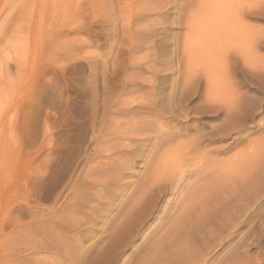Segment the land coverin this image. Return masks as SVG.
Listing matches in <instances>:
<instances>
[{"label": "rangeland", "instance_id": "1", "mask_svg": "<svg viewBox=\"0 0 264 264\" xmlns=\"http://www.w3.org/2000/svg\"><path fill=\"white\" fill-rule=\"evenodd\" d=\"M104 1L0 0V41L5 31L14 35L13 25H35L44 34L39 63L32 52L23 74L10 65L11 77L0 75L4 91L11 83L22 89L9 102L18 109L14 141L0 145V166L16 158L18 165L9 173L0 169V222L13 218L0 228V264L154 262L177 237L172 232L183 210L172 213L176 194L164 191L138 219L141 229L132 230L131 222L119 241L110 233L134 215L159 174L170 181L185 175L189 182L180 200L196 202L193 211L187 207L178 237L193 235L208 250V264H264V0H228L229 22L220 16L219 29L200 33L203 24L196 33L191 21L223 0H108L109 11ZM10 15L20 22H7ZM74 27L84 43L69 41ZM149 120L164 124L160 132L168 134L157 135L156 144ZM194 183L203 194L196 195ZM117 244L118 252L111 249Z\"/></svg>", "mask_w": 264, "mask_h": 264}, {"label": "bare ground", "instance_id": "2", "mask_svg": "<svg viewBox=\"0 0 264 264\" xmlns=\"http://www.w3.org/2000/svg\"><path fill=\"white\" fill-rule=\"evenodd\" d=\"M108 0H106V2H107ZM110 1V0H109ZM109 1H108V3H109ZM113 1V0H112ZM105 2V1H104ZM106 2H105V4H106ZM117 2H120V1H117ZM200 2V1H199ZM236 2V1H235ZM66 3H68V2H66ZM73 3H75V2H73L72 1V3H71V6L73 5L74 6V4ZM107 3V4H108ZM113 3H114V1H113ZM107 4H106V6H105V8H104V10L105 9H107L108 8V6H107ZM215 4V6L214 7H212L211 9H209V7H208V11L206 10V9H204V7H203V9L205 10V11H207V12H204V11H201V13H200V11L198 12V13H200V15L199 16H197L196 17V19H195V23H192L193 21H194V19H193V21H191V24L192 25H190L189 26V24L190 23H188V26H189V28H191L192 29V26H193V29H194V27H195V31L198 29L197 27L199 26V25H202L203 24V26L200 28V30H198L199 31V33L202 31V32H211V31H213V29L214 30H216L215 28L217 27V29H219L218 28V26H220V25H217L218 23H219V17H220V21L221 22H223L224 20H226V24H227V22H229L228 21V16L230 15V9H229V3H228V0H223V1H221V3H219V4H221V7L222 8H220V6L219 7H217L218 5L216 4V3H214L213 2V5ZM203 5V4H202ZM111 6V5H110ZM114 6V5H113ZM112 6V7H113ZM122 5H120V7H121ZM208 6V5H207ZM206 6V7H207ZM211 6H212V3H211ZM238 6V5H237ZM112 7L110 8V9H112ZM62 8V7H61ZM73 8V7H72ZM216 8H219V9H216ZM56 9V8H55ZM58 9H60V6H59V8ZM57 9V10H58ZM122 7L120 8V12H122ZM127 9V8H126ZM132 9V8H131ZM51 10V9H50ZM63 10V9H62ZM108 11H109V9H107ZM150 10V9H149ZM198 10H200V9H198ZM197 10V11H198ZM73 11V10H72ZM111 11H113V10H111ZM124 11V10H123ZM195 11V10H194ZM58 12V11H57ZM60 12V11H59ZM114 12V11H113ZM119 12V13H120ZM126 12V11H125ZM204 12V13H203ZM123 13V12H122ZM203 13V14H202ZM58 14V13H57ZM56 15V14H55ZM54 15V16H55ZM122 15V14H121ZM167 15V14H166ZM165 15V17L164 18H166L167 16H169V15H167L166 16ZM111 16V15H110ZM0 17H1V14H0ZM56 17H57V15H56ZM112 17V16H111ZM123 17V16H122ZM170 17V16H169ZM169 17H167L166 18V20L169 18ZM232 17H234V16H232ZM232 17H231V20L232 21H234L233 19H232ZM236 17V16H235ZM234 17V18H235ZM7 18H8V16H7ZM110 18V17H109ZM227 18V19H226ZM28 19V18H27ZM109 20V19H108ZM111 20V19H110ZM223 20V21H222ZM6 21V20H5ZM13 21H15V22H20V18L19 17H11V15H10V18H8L7 19V22H13ZM28 21V20H27ZM158 21V20H157ZM165 21V20H164ZM169 21V20H168ZM231 21V23L230 24H233V22ZM155 22V21H154ZM189 22V21H188ZM225 23V22H224ZM109 24V23H108ZM112 24H113V22H112ZM112 24H110L109 26H111ZM114 24H116V23H114ZM113 24V25H114ZM225 24V26H227ZM4 25V24H3ZM150 25V24H149ZM217 25V26H216ZM222 25H224V24H222ZM14 26V25H13ZM12 26V28H13V31H12V33L14 34L13 36L11 35V36H8V35H6V34H8V32L7 31H5V33L2 35V40L0 41V75H2L3 76V78L4 77H6L7 79L8 78H10L11 77V69L13 68H10V65L12 66H14V70H15V72H16V74L18 73V74H23V71L25 70V66H26V61H27V57L29 56V55H31V53L33 52V60L35 61V62H37V63H39V60H40V58H41V52H42V47H43V39H44V34L42 33V31H40V30H38V28L35 26V25H33L32 27L33 28H31L30 27V25H29V27L28 26H19V25H15L14 27ZM187 26V27H188ZM224 26V27H225ZM153 27V26H152ZM221 27V26H220ZM229 27V26H228ZM5 28V27H4ZM11 28V29H12ZM67 28V27H66ZM115 28V27H114ZM230 28V27H229ZM229 28H228V30H229ZM232 28V27H231ZM111 29V28H110ZM192 29V30H193ZM225 29V28H224ZM1 30L2 31H4L3 29H2V27H1ZM108 30V29H107ZM190 30V29H189ZM227 30V31H228ZM232 30V29H231ZM1 31V32H2ZM69 32H71L72 34H73V37H72V39L70 40L69 39V41H71L72 43L73 42H75V41H77V42H82V39L80 40L77 36H78V34L80 33L79 31H78V29L76 28V27H74L73 29L71 28L70 29V31ZM214 32V31H213ZM218 32V31H217ZM225 32V31H224ZM196 33H197V31H196ZM221 33V32H220ZM193 34H194V32H193ZM218 34H219V32H218ZM227 34V33H226ZM221 35V34H220ZM231 35V34H230ZM54 36V35H53ZM68 36V35H67ZM214 36L215 35H213V40H214ZM222 36V35H221ZM234 36H236V35H234ZM112 37V36H111ZM194 37V36H193ZM200 37V36H199ZM202 37V36H201ZM208 37V38H207ZM223 37V36H222ZM81 38V37H80ZM205 38V40H208L209 39V36L207 35L206 37H203V39ZM225 38V37H224ZM227 38V37H226ZM232 38H233V36H232ZM202 39V40H203ZM215 39H216V37H215ZM218 39V38H217ZM229 39V38H228ZM212 40V39H211ZM219 41L218 42H221V40L220 39H218ZM223 40V39H222ZM226 40V39H225ZM210 41V40H209ZM237 41V40H236ZM79 42V43H80ZM203 42H204V40H203ZM215 42H216V40H215ZM217 42V43H218ZM225 42V41H224ZM59 43V42H58ZM82 43H84V42H82ZM199 43V42H198ZM212 43V42H211ZM196 44H197V40H196ZM200 44H201V41H200ZM199 44V45H200ZM214 45V44H213ZM210 46H211V44H210ZM217 46V45H216ZM187 47V46H186ZM201 47V46H200ZM199 47V48H200ZM215 47V46H214ZM191 48V47H190ZM190 48H188V49H190ZM197 48V46L195 47V49ZM202 48V47H201ZM187 49V50H188ZM203 49V50H202ZM201 50L202 51H204V54H205V52L208 54V51L210 50H208V46L206 45H204L203 46V48H202ZM186 50V51H187ZM200 50V49H199ZM197 50H195V51H193V52H196ZM201 51V52H202ZM189 52V51H188ZM188 52H186V53H188ZM200 52V54L202 55V56H204L202 53ZM213 52V51H212ZM211 52V53H212ZM216 52V51H215ZM214 52V53H215ZM199 52H197L196 53V55L199 57V55L200 54H198ZM210 53V52H209ZM207 54H206V56H207ZM195 55V56H196ZM189 56H191V55H189ZM202 56H201V58H202ZM32 57V56H31ZM210 57H212V56H210ZM17 58V59H16ZM191 58H193V56H191ZM190 57H189V59H191ZM200 58V57H199ZM192 60V59H191ZM212 60V59H211ZM207 61H210L209 59H207ZM34 62V63H35ZM33 63V64H34ZM28 64V63H27ZM204 64H205V60H204ZM28 66V65H27ZM207 66H208V64H207ZM30 67V66H29ZM27 68V67H26ZM207 69H209V68H207ZM206 69V70H207ZM205 70V69H204ZM206 70H205V73H207L206 72ZM211 71V70H210ZM209 71V72H210ZM192 72V71H191ZM26 74V73H25ZM24 74V75H25ZM192 74H193V72H192ZM209 73H207V75H208ZM2 78V79H3ZM0 80H1V78H0ZM0 82H2V83H0V120H1V115L2 114H4L5 113V120L6 121H4V122H6V124L4 125V126H6L5 127V129H2V128H0V145L1 146H3V147H7L8 145H9V143H13V141H14V137H15V135H14V126H13V121H14V119L16 118V112H17V108H10V106H11V104L9 103L10 102V99L12 100V101H14L15 99H17V98H20L21 96H22V89L20 90V89H15V87H14V89H13V86L11 87V84H13V83H11L10 85H9V87H8V89H7V91H4V89L6 90V88H4L5 86H4V81H0ZM4 88V89H3ZM2 93L3 94H5V95H3V97H2ZM11 101V102H12ZM5 102H8V103H5ZM13 103H15V102H12V104ZM149 109V108H148ZM158 109H160V108H158ZM162 109V108H161ZM143 110V109H142ZM146 110V109H145ZM146 111H148V110H146ZM150 111V110H149ZM160 111V113L162 112V110H159ZM4 112V113H3ZM161 116V115H160ZM3 118V117H2ZM154 119H156V121H158V122H160L159 120H157V118H155L154 117ZM4 120V119H3ZM153 121V120H152ZM156 121H153L154 123L156 122ZM143 122V121H142ZM149 123L151 122V120H149L148 121ZM149 123H144L143 122V124H146V125H148ZM4 124V123H3ZM151 125H153V124H151L150 123V126ZM150 126L148 127L147 126V128H150ZM153 127H154V135H152V137H150L151 138V141H153V144H156L157 143V141H156V139H155V137L157 136V135H161V134H167V133H161L160 132V130H162L163 128H164V124H161V123H158L157 124V122L153 125ZM152 128V127H151ZM153 129V128H152ZM168 135V134H167ZM146 138V137H145ZM144 138V140L143 139H138V140H136L137 141V143L139 144V143H142V145H143V143H145V141H148V140H146ZM149 139V138H148ZM15 143V142H14ZM14 145V144H13ZM12 145V146H13ZM141 145V144H140ZM118 146H120V143H119V145H117V148H118ZM123 147H127L126 145L125 146H123ZM114 149V148H113ZM116 150V149H115ZM150 152V151H149ZM155 152V151H154ZM167 154V153H166ZM125 156V155H124ZM181 156V155H180ZM118 157V156H117ZM110 158V157H109ZM165 158V157H164ZM182 158V157H181ZM17 159V158H16ZM15 159V160H16ZM117 159H119V158H117ZM14 160V162L13 163H11V162H9V163H6V164H4V165H1L0 167H2V168H0V169H2V170H4V172H7V173H9V172H12V171H15V170H17V168H18V165H17V161H15ZM127 160V159H126ZM170 160V159H169ZM182 160V159H181ZM115 161H117V160H115ZM182 161H184V159L182 160ZM241 161V160H240ZM110 162V161H109ZM176 162V161H175ZM175 162H173V164L175 163ZM185 162V161H184ZM103 164H105V163H103ZM118 164V163H117ZM120 164V163H119ZM122 164V163H121ZM127 164V163H126ZM180 164V163H179ZM178 163L176 164V165H179ZM217 164V163H216ZM218 164H220V163H218ZM217 164V165H218ZM116 165V164H115ZM167 165V164H166ZM171 165H172V163H171ZM98 166V165H97ZM117 166V165H116ZM120 166V165H119ZM162 166V165H161ZM174 166V165H173ZM100 167V166H99ZM177 167V166H176ZM179 167V166H178ZM177 167V168H178ZM203 167V166H202ZM213 168V167H212ZM171 169H173V168H171ZM182 169V168H181ZM181 169H179V170H181ZM205 169V168H204ZM1 170V171H2ZM119 170V169H118ZM183 170V169H182ZM181 170V172L180 173H183V171ZM211 170V169H210ZM217 170V169H216ZM256 170V169H255ZM121 171V170H120ZM123 171V170H122ZM174 171V170H173ZM207 171V170H206ZM215 171V170H214ZM116 173H117V171H115ZM158 172V171H157ZM178 172V171H177ZM189 172V171H188ZM215 172H217V171H215ZM220 171H218V173H219ZM118 173H119V171H118ZM179 173V174H180ZM187 173V172H186ZM198 173H200V171L198 172ZM261 173H263L264 174V172H261ZM158 174V173H157ZM178 174V173H177ZM213 174V173H212ZM216 174V173H215ZM244 174V173H243ZM198 175V174H197ZM202 175V174H201ZM208 175V174H207ZM254 175H256V174H254ZM156 176V175H155ZM153 177V178H151L152 179V185H150V186H147V185H145V189H147L146 188V186L147 187H149L148 189H147V191L141 196V199H140V205L139 206H137L136 208H134L133 209V213H134V215H129L130 217H129V219H125L124 221H121L122 223H119L115 228H113V231L110 233V234H112V237L111 238H113L115 241H119L120 239V236L122 237V234L123 233H125V232H127V233H129L130 231H129V229L131 228V226H130V228L128 229V226H129V224L131 223L132 224V230L134 229V228H137L138 227V223L140 222L138 219H142V217L144 216V214H145V211L147 212L148 210L149 211H152V209L151 208H153V203L154 202H157V200H161V198H162V196H164V191H166V190H169L170 192H171V195H172V197H174V195L176 194V196H177V198H176V203L180 206V204L182 203V204H184L185 203V201L184 200H180V198L181 197H183V195H185L184 193H185V189L187 188V186L189 185V182L188 181H186V178L185 177H183V176H185V175H176V176H172V177H174L173 178V180L171 179V181L169 180V179H167V180H165V178L164 177H166V176H164L163 174H162V176H161V174H159L158 176H156V177ZM194 176H195V174H194ZM200 176V175H199ZM214 176V175H213ZM259 176V175H258ZM261 176H262V174H261ZM132 177V176H131ZM170 177V176H169ZM177 177V178H176ZM190 177V176H189ZM243 177V176H242ZM163 178H164V180H163ZM195 178H196V176H195ZM195 178L193 179V181H195L196 182V180H195ZM200 178H202V176L200 177ZM200 178L198 179V181L200 180ZM210 178H211V176H210ZM213 178V177H212ZM218 178V177H217ZM216 178V179H217ZM256 178H258L259 179V177H256ZM255 178V181L257 180ZM208 179H209V177H208ZM161 180H163L162 182H164L163 184L162 183H160L161 182ZM169 180V181H168ZM192 180V179H191ZM264 180V179H263ZM166 181H168V183L170 182V184H168L169 186L167 187V183H166ZM198 181H197V184H198ZM201 182H199V183H202V181H203V179L202 180H200ZM216 181V180H215ZM260 181V180H259ZM92 182V181H91ZM156 182L157 183H160V184H157L156 186H154L153 184H156ZM185 182V183H184ZM208 182V181H207ZM213 182V181H212ZM217 182V181H216ZM258 182V181H257ZM204 183H206V182H204ZM213 183H215V182H213ZM213 183H211L210 182V186H212L211 184H213ZM184 184V185H183ZM195 184V183H194ZM195 184L196 185V191H198V185H199V188L201 189V185H203V183L200 185V184ZM241 184V183H240ZM250 184H252L251 182H250ZM249 184V185H250ZM260 184V183H259ZM183 185V186H182ZM194 185V186H195ZM209 185V182H208V184H204L203 185V189L204 188H206L207 186ZM217 185V184H216ZM243 185V184H242ZM249 185H247L246 187L245 186H243V188L245 187L246 188V191L247 190H250L251 188H249ZM204 186H206V187H204ZM250 186H252V185H250ZM188 187H190V186H188ZM242 187V186H241ZM257 187V186H256ZM144 188H143V190H144ZM192 188V187H191ZM194 189L193 190H191V191H195V187H193ZM208 188H209V186H208ZM202 189V190H203ZM253 189V188H252ZM187 190H189V188L187 189ZM202 190H200L201 192H202ZM243 190V189H242ZM190 191V192H191ZM195 191V192H196ZM200 191H198V192H196V195H198L199 194V192ZM206 191V190H205ZM245 190H243V192L245 193L246 192ZM120 192V191H119ZM122 192V191H121ZM124 192V191H123ZM125 193V192H124ZM194 193V192H193ZM193 193H192V195H193ZM198 193V194H197ZM204 192H202V194H203ZM242 193V192H241ZM247 193H249V195L251 194L250 193V191H247ZM246 193V194H247ZM258 193V192H257ZM121 194V193H120ZM186 194H187V192H186ZM191 194V193H190ZM217 194V193H216ZM245 194V196H244V194H243V197H246V196H249L248 194L246 195ZM137 195V194H136ZM200 195V194H199ZM191 196V195H190ZM195 196V195H194ZM185 197V196H184ZM201 197V196H200ZM208 197V196H207ZM213 197V196H212ZM214 197H215V195H214ZM240 197V196H239ZM239 197L237 196V198L239 199ZM139 198H140V196H139ZM143 198V199H142ZM193 198V197H192ZM196 197H194V199H195ZM202 198V197H201ZM201 198H199V200L201 199ZM175 199V198H174ZM173 199V200H174ZM177 199H179V200H177ZM192 200V201H195L196 202V200ZM204 199V198H203ZM241 199H242V194H241ZM249 198H247L246 200H248ZM139 200V199H138ZM232 200V199H231ZM244 200V199H243ZM245 200V201H246ZM183 201V202H182ZM240 201V200H239ZM245 201H243V202H245ZM137 202V200H135V203ZM168 202V201H167ZM189 202L191 203V199L189 198ZM195 202H193L194 204H195ZM219 202H221V201H219ZM134 203V204H135ZM200 203V202H199ZM227 203V202H226ZM131 204H132V202H131ZM131 204H130V206H128V208H129V210H130V208L132 209V207H131ZM137 204H139V201H138V203H136V205ZM164 204H165V206L163 207V210L161 211L162 212V214H164V210L166 209V207H168L169 206V204L168 203H166V202H164ZM177 204L174 206V209H173V214L174 215H176V213H180V211H182L183 210V213H181V214H179V217L181 218H179L178 220H180L179 221V225L178 226H175V228H177L176 230H175V228H174V231L172 232V235L173 236H177L176 238H174L173 239V241H169V243H171V244H169V243H167L166 245H167V248L166 249H161L160 250V252H163V251H165V252H163L162 254H163V256H159L158 258L155 256L153 259H156L154 262H152V263H150V264H208V261H207V259H206V256L208 255V253H207V251L208 250H204V249H202V248H199V247H197V245L198 244H196V242H195V237L192 235V236H190V237H185L184 238V240H181V237H178L179 235H180V233L182 232V229L184 230L185 229V227H184V223H186V222H184V215L185 214H187V212L185 213V211H188L187 210V207L189 208V212H190V210L193 208V205H192V207H191V205L190 206H188V204H184V206L182 207V208H178V210L176 209V206H177ZM181 204V205H182ZM192 204V203H191ZM225 205V204H224ZM231 205V204H230ZM133 206V205H132ZM135 206V205H134ZM248 206V205H247ZM245 207V206H244ZM128 208H127V212H128ZM199 208V207H198ZM229 208V207H228ZM162 209V208H161ZM195 209V208H194ZM207 209V208H206ZM234 208H233V206H232V210H233ZM80 210V209H79ZM137 210H139L138 212V214H136V212L135 211H137ZM180 210V211H179ZM219 210V209H218ZM231 210V209H230ZM81 211V210H80ZM192 211H193V209H192ZM229 211V210H228ZM126 212V214H128ZM131 212V213H132ZM235 212V211H234ZM185 213V214H184ZM194 213V212H193ZM218 213V212H217ZM67 214V213H66ZM125 214V215H126ZM130 214V213H129ZM161 214V215H162ZM172 214V215H173ZM224 214H226L225 212H224ZM223 214V215H224ZM68 215V214H67ZM217 215V214H216ZM16 216V215H15ZM14 216V217H15ZM176 216H178V215H176ZM186 216V215H185ZM128 218V217H127ZM131 218V219H130ZM162 217H160V219H161ZM170 218V217H169ZM187 218V217H186ZM229 218V217H228ZM6 219V220H5ZM4 220H2L1 222H0V228L3 226V225H5V224H10V223H12L13 222V218H12V216H11V218H10V216H9V218H5ZM177 219V218H176ZM188 219V218H187ZM231 219V218H230ZM70 220V219H69ZM68 220V221H69ZM175 220V219H174ZM189 221L191 220V219H188ZM188 220H185V221H188ZM19 221V220H18ZM62 221H65L64 219L62 220L61 219V221H60V223L62 222ZM73 221V220H72ZM177 221V220H176ZM219 221V220H218ZM227 221V220H226ZM14 222H16V221H14ZM74 222V221H73ZM76 222V221H75ZM192 222V221H191ZM66 223V222H65ZM64 223V224H65ZM136 223V224H135ZM188 223V222H187ZM186 223V224H187ZM207 223V222H206ZM205 223V224H206ZM135 224V225H134ZM173 224H175V223H173ZM172 224V225H173ZM189 224H191V223H189ZM204 224V225H205ZM221 224H223V223H221ZM12 225V224H11ZM60 226H62L61 224H59ZM67 225V224H66ZM74 225H75V223H74ZM208 225V224H207ZM59 226V227H60ZM68 226V225H67ZM137 226V227H136ZM170 226V225H169ZM188 226V225H187ZM8 227V226H7ZM63 227V226H62ZM65 227V226H64ZM142 227V226H141ZM174 227V226H173ZM2 228H4V227H2ZM30 228V227H29ZM68 228V227H67ZM67 228H65V229H67ZM207 228V227H206ZM64 229V228H63ZM128 229V230H127ZM139 229H141V228H137V229H135V231H137V230H139ZM189 229V228H188ZM204 229V228H203ZM4 230V229H3ZM131 230V231H132ZM190 232V231H189ZM203 232H204V230H203ZM134 233V232H133ZM136 234L138 233V232H135ZM134 233V234H135ZM136 234H135V236H136ZM161 234H164L163 232L161 233ZM199 234H201L200 232H199ZM207 234V233H206ZM130 235H132L131 233H130ZM130 235H128V236H130ZM164 236V235H163ZM163 236H161V237H163ZM200 237H201V235H199ZM9 237V236H8ZM15 237V236H14ZM126 236H124V238H125ZM158 237H160V236H158ZM129 238V237H128ZM61 239H63L64 240V238L63 237H61ZM160 239V238H159ZM158 239V240H159ZM162 239V238H161ZM198 239V238H197ZM62 240V241H63ZM122 240H124V239H122ZM157 240V239H156ZM169 240H172V239H169ZM199 240H200V238H199ZM61 241V240H60ZM67 241V240H66ZM71 241V240H70ZM167 241V240H166ZM198 241V240H197ZM65 242V241H64ZM72 242V241H71ZM109 242L110 243H112L111 242V240H109ZM114 242V241H113ZM121 242V241H120ZM161 242V241H160ZM173 242V243H172ZM203 242V241H202ZM2 243V242H1ZM0 243V244H1ZM8 243H10V242H8ZM61 243V242H60ZM67 243V242H66ZM66 243H63V245L64 244H66ZM78 243V242H77ZM117 243V242H116ZM128 243H130V242H128ZM127 242H126V244H128ZM55 244H58V242L57 243H55ZM69 244V243H68ZM119 244V243H118ZM118 244L116 245L117 247H115V245L114 246H112L111 247V249H114V248H117V252H118ZM121 244V243H120ZM163 244V243H162ZM169 244V245H168ZM212 244V243H211ZM60 245V244H59ZM62 244H61V246H63ZM70 245V244H69ZM69 245L67 246V247H69ZM111 245V244H110ZM154 245V244H153ZM56 246V245H55ZM54 246V247H55ZM60 246V247H61ZM47 247V246H46ZM49 247V246H48ZM66 246H64V247H61V248H64V249H66L65 248ZM71 247L72 248H74V245L72 246V244H71ZM153 247V246H152ZM71 248V249H72ZM157 248V247H156ZM165 248V247H164ZM203 248H206V247H203ZM48 249H50V248H48ZM58 249V248H57ZM69 250H70V248H68ZM75 249V248H74ZM51 250V249H50ZM61 250V249H60ZM67 250V249H66ZM163 250V251H162ZM53 251V250H52ZM62 251H64V250H62ZM106 251H107V249H106ZM60 252V251H59ZM75 252H76V250H75ZM80 252V251H79ZM78 252V253H79ZM113 252H115L116 253V251L114 250ZM56 253H58V252H56ZM1 254V253H0ZM3 254H5V253H3ZM71 254V253H70ZM74 254V253H73ZM107 254H110V252L109 253H107ZM106 254V255H107ZM6 255V254H5ZM5 255H4V257H5ZM15 255H17V253L15 254ZM158 255H160L159 253H158ZM3 256V255H2ZM1 256V257H2ZM68 256H69V254H68ZM71 256H73L72 254L70 255V260H72L73 261V259H75V258H72ZM108 256V255H107ZM75 257V256H74ZM77 257V256H76ZM112 257H115V256H113V253H112ZM150 257V256H149ZM7 259H8V257H6ZM58 258V257H57ZM56 258V259H57ZM82 258V257H81ZM1 259V258H0ZM21 259V258H20ZM22 259H23V257H22ZM80 259V258H79ZM113 259H115V258H113ZM117 259V258H116ZM3 260H5L4 258H2V261ZM24 260V259H23ZM58 260V259H57ZM65 260V259H64ZM83 260V259H82ZM141 260V259H140ZM1 261V262H2ZM8 261V260H7ZM11 261V260H10ZM115 261H117V260H114V262ZM148 262L147 263H145V264H149V261H152V260H147ZM5 262H6V260H5ZM80 263V262H79ZM78 263V264H79ZM81 263H82V261H81ZM80 263V264H81ZM141 264V263H140ZM143 264V263H142Z\"/></svg>", "mask_w": 264, "mask_h": 264}]
</instances>
